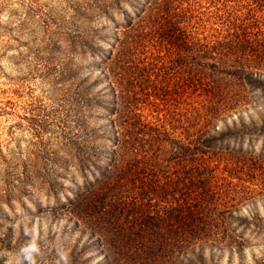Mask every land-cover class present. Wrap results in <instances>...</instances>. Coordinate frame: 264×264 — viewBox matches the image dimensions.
<instances>
[{
    "label": "rangeland",
    "instance_id": "rangeland-1",
    "mask_svg": "<svg viewBox=\"0 0 264 264\" xmlns=\"http://www.w3.org/2000/svg\"><path fill=\"white\" fill-rule=\"evenodd\" d=\"M143 4L0 0V264L109 263L76 207L77 195L100 180L113 150L105 59ZM262 77L252 89L243 86L241 108L214 129L226 134L219 141L226 150L221 156L233 157L227 168L236 159L246 164L243 172L233 171L231 184L238 186L231 196L238 194L199 217L224 224L210 236L227 238L203 240L187 255L172 249L171 259L160 257L158 264H264ZM167 201L161 217L177 224L179 209L171 197ZM117 259L113 264L126 261Z\"/></svg>",
    "mask_w": 264,
    "mask_h": 264
},
{
    "label": "trees",
    "instance_id": "trees-1",
    "mask_svg": "<svg viewBox=\"0 0 264 264\" xmlns=\"http://www.w3.org/2000/svg\"><path fill=\"white\" fill-rule=\"evenodd\" d=\"M126 23L105 59L113 150L76 207L107 264L118 256L124 264L167 263L172 249L187 255L203 240L227 238L210 236L224 224L199 217L235 192L233 171L246 167L236 159L227 168L233 157L221 156L219 141L226 134L214 129L241 108L243 86L263 82L264 0H144ZM167 197L179 209L177 224L161 217ZM177 227L181 233L170 234Z\"/></svg>",
    "mask_w": 264,
    "mask_h": 264
}]
</instances>
